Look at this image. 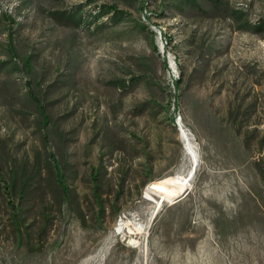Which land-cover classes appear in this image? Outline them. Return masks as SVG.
I'll list each match as a JSON object with an SVG mask.
<instances>
[{"label": "rangeland", "instance_id": "rangeland-1", "mask_svg": "<svg viewBox=\"0 0 264 264\" xmlns=\"http://www.w3.org/2000/svg\"><path fill=\"white\" fill-rule=\"evenodd\" d=\"M222 1L0 0V264H264V0Z\"/></svg>", "mask_w": 264, "mask_h": 264}, {"label": "trees", "instance_id": "trees-1", "mask_svg": "<svg viewBox=\"0 0 264 264\" xmlns=\"http://www.w3.org/2000/svg\"><path fill=\"white\" fill-rule=\"evenodd\" d=\"M173 1H174V3L176 2L177 6L180 4V7L178 6V8L182 13H186L190 10H196V9L203 10V12H205V13L214 12L217 10H220L219 12H221L222 10H224V5H223L222 0H173ZM111 12H113L112 16H110L106 20H103L101 23H99L95 26V29H97L98 31L104 32L107 29V27H108L107 24H109L111 19L122 18L123 11L115 5L101 4V5H99L97 11L92 12V13L87 12L86 10H82V9L80 10V8L77 6L76 8H74L70 11H59L55 17L59 20L74 22L77 25L84 26V25H88V23H90L91 21H95L94 19L98 18V16H104V15H107ZM162 14H164V12H162ZM7 16L9 17L10 15L7 14ZM13 20L14 19L11 18L12 22H13ZM258 26L260 27V25H258ZM88 29L91 30L92 27L89 25ZM11 42L12 43L10 45V49H11L12 53L14 54L15 53V47L13 44V40ZM156 48H157V46H156ZM165 62H166L167 68H169L168 61H167L166 57H165ZM2 63H3V61H1V64ZM25 63L27 65H29V58H27L25 60ZM180 82H181L180 77L175 79L174 85H175L176 89L179 88ZM29 96H30L29 99L32 100V103L37 107V109L40 113L41 123L44 125H48L50 122V116H49V113H48L46 106L44 105L43 101L41 100L40 96L38 95V92L35 93L33 91V89H30ZM175 102H176V105L179 103V97H178L177 93L175 94ZM173 119L175 120V117H173ZM19 177H22L21 174L20 175L16 174L11 178L12 181H11V183H9L7 185L8 189L6 190V193H8L9 195H11L13 193ZM93 178L95 180H97L96 175H94ZM56 179H57V183L61 187H63V189L67 193L68 189H67V186L65 185V183L63 182L62 170H61L60 165H58V164H56ZM96 187H97V184H96ZM16 209H17V207H15L14 200H12V213L15 214V217H16L15 221L17 223L21 224L23 217H22L21 211H17Z\"/></svg>", "mask_w": 264, "mask_h": 264}, {"label": "bare ground", "instance_id": "bare-ground-1", "mask_svg": "<svg viewBox=\"0 0 264 264\" xmlns=\"http://www.w3.org/2000/svg\"><path fill=\"white\" fill-rule=\"evenodd\" d=\"M180 127L182 129L183 139H185L186 141V145H187L186 151L188 153L187 155H189V158H190V167L189 169H187L186 172H183L177 175L176 179L174 178L175 180L173 179L174 181L170 183L172 190L174 191L175 194L180 193L182 190L190 186V181L192 177L194 176L195 171L199 164V160H198L199 155L197 154L195 145L191 141L192 137L189 136V133L183 128L182 125ZM155 195H157V193L153 190H147L146 192V197L150 200L156 201L157 207H159L162 205L163 201L166 200V197L163 196V199L161 200V199H156ZM134 228L140 233H144L145 231V226L140 223L135 224ZM124 230H125V223L123 221L118 222V227L116 229L117 233H123Z\"/></svg>", "mask_w": 264, "mask_h": 264}, {"label": "water", "instance_id": "water-1", "mask_svg": "<svg viewBox=\"0 0 264 264\" xmlns=\"http://www.w3.org/2000/svg\"><path fill=\"white\" fill-rule=\"evenodd\" d=\"M188 191H189V189L185 192V194H187L188 193ZM185 194H183L182 196H180V197H178L177 199H175L174 200V202H176V201H178V200H180Z\"/></svg>", "mask_w": 264, "mask_h": 264}]
</instances>
